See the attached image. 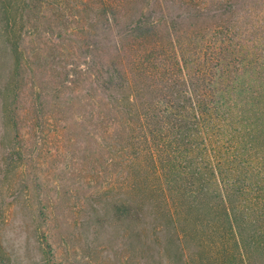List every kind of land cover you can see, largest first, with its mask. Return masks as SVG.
Listing matches in <instances>:
<instances>
[{"label":"trees","instance_id":"16d2710c","mask_svg":"<svg viewBox=\"0 0 264 264\" xmlns=\"http://www.w3.org/2000/svg\"><path fill=\"white\" fill-rule=\"evenodd\" d=\"M34 1L0 0L14 85ZM45 1L120 115L127 263L264 264V0Z\"/></svg>","mask_w":264,"mask_h":264},{"label":"rangeland","instance_id":"374dc122","mask_svg":"<svg viewBox=\"0 0 264 264\" xmlns=\"http://www.w3.org/2000/svg\"><path fill=\"white\" fill-rule=\"evenodd\" d=\"M50 4H31L16 85L0 36V264H128L122 232L99 220L123 177L120 115L92 86L73 27Z\"/></svg>","mask_w":264,"mask_h":264}]
</instances>
